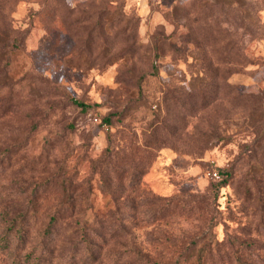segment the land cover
I'll return each mask as SVG.
<instances>
[{
  "label": "rangeland",
  "instance_id": "374dc122",
  "mask_svg": "<svg viewBox=\"0 0 264 264\" xmlns=\"http://www.w3.org/2000/svg\"><path fill=\"white\" fill-rule=\"evenodd\" d=\"M31 247L264 264V0H0V264Z\"/></svg>",
  "mask_w": 264,
  "mask_h": 264
},
{
  "label": "trees",
  "instance_id": "16d2710c",
  "mask_svg": "<svg viewBox=\"0 0 264 264\" xmlns=\"http://www.w3.org/2000/svg\"><path fill=\"white\" fill-rule=\"evenodd\" d=\"M75 101L78 104H84L82 101ZM5 222L8 225H5L4 233L1 236L2 246L9 247L13 243V248H20L21 246H24L27 238V217L25 215L6 217ZM12 234L13 237L15 236L16 238L15 241L12 238ZM31 254H33V259L28 264H40V260L37 256L35 247H31L30 249H28L26 257L29 258Z\"/></svg>",
  "mask_w": 264,
  "mask_h": 264
}]
</instances>
